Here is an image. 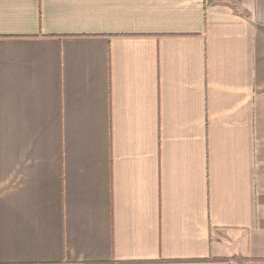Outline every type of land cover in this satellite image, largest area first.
<instances>
[{
  "label": "crops",
  "instance_id": "crops-1",
  "mask_svg": "<svg viewBox=\"0 0 264 264\" xmlns=\"http://www.w3.org/2000/svg\"><path fill=\"white\" fill-rule=\"evenodd\" d=\"M0 264H264V0H0Z\"/></svg>",
  "mask_w": 264,
  "mask_h": 264
},
{
  "label": "trees",
  "instance_id": "trees-1",
  "mask_svg": "<svg viewBox=\"0 0 264 264\" xmlns=\"http://www.w3.org/2000/svg\"><path fill=\"white\" fill-rule=\"evenodd\" d=\"M235 258H236V259H240L238 256H235ZM209 259L213 260V259H215V258L211 257V258H209ZM216 260H217V259H216Z\"/></svg>",
  "mask_w": 264,
  "mask_h": 264
}]
</instances>
